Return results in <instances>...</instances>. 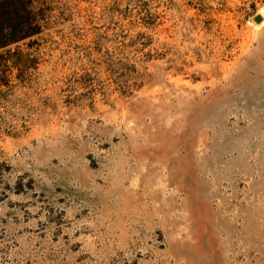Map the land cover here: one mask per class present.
<instances>
[{"label": "rangeland", "instance_id": "374dc122", "mask_svg": "<svg viewBox=\"0 0 264 264\" xmlns=\"http://www.w3.org/2000/svg\"><path fill=\"white\" fill-rule=\"evenodd\" d=\"M49 1L0 51V264H264V0Z\"/></svg>", "mask_w": 264, "mask_h": 264}, {"label": "trees", "instance_id": "16d2710c", "mask_svg": "<svg viewBox=\"0 0 264 264\" xmlns=\"http://www.w3.org/2000/svg\"><path fill=\"white\" fill-rule=\"evenodd\" d=\"M51 12L49 0H0V51L23 43L37 45L36 38L51 21ZM8 61L0 54V86L9 88L3 82L10 71L5 65Z\"/></svg>", "mask_w": 264, "mask_h": 264}, {"label": "water", "instance_id": "95a60500", "mask_svg": "<svg viewBox=\"0 0 264 264\" xmlns=\"http://www.w3.org/2000/svg\"><path fill=\"white\" fill-rule=\"evenodd\" d=\"M254 22L257 23V24L260 23L261 22V18L260 17L254 18Z\"/></svg>", "mask_w": 264, "mask_h": 264}, {"label": "bare ground", "instance_id": "6f19581e", "mask_svg": "<svg viewBox=\"0 0 264 264\" xmlns=\"http://www.w3.org/2000/svg\"><path fill=\"white\" fill-rule=\"evenodd\" d=\"M262 19V21H261V24H263L264 23V17L263 18H261Z\"/></svg>", "mask_w": 264, "mask_h": 264}]
</instances>
